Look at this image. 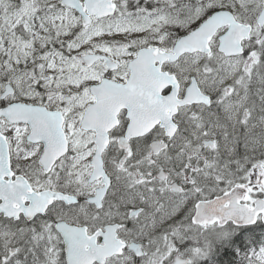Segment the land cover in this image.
<instances>
[{
	"label": "snow or ice",
	"instance_id": "obj_1",
	"mask_svg": "<svg viewBox=\"0 0 264 264\" xmlns=\"http://www.w3.org/2000/svg\"><path fill=\"white\" fill-rule=\"evenodd\" d=\"M0 264H264V0H0Z\"/></svg>",
	"mask_w": 264,
	"mask_h": 264
}]
</instances>
